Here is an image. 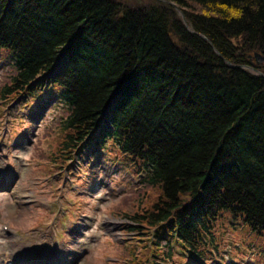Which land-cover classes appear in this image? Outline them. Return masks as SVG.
<instances>
[{
	"label": "trees",
	"instance_id": "1",
	"mask_svg": "<svg viewBox=\"0 0 264 264\" xmlns=\"http://www.w3.org/2000/svg\"><path fill=\"white\" fill-rule=\"evenodd\" d=\"M166 1L186 26L157 2L0 0V98L58 95L53 162L109 145L134 163L114 216L159 252L200 253L223 213L264 237V0Z\"/></svg>",
	"mask_w": 264,
	"mask_h": 264
},
{
	"label": "rangeland",
	"instance_id": "2",
	"mask_svg": "<svg viewBox=\"0 0 264 264\" xmlns=\"http://www.w3.org/2000/svg\"><path fill=\"white\" fill-rule=\"evenodd\" d=\"M115 1L125 7L161 3ZM13 63L11 51L0 48V87L13 74ZM41 97L0 98V253L5 258L20 264L17 252L32 247L42 256L29 264H264V237L227 213L205 234L200 253L171 240V257H166L168 248L159 252V246L135 239L126 231L130 221L114 216L129 191L142 187L133 189L136 179L141 181L135 164L107 145L103 157L93 155L79 171L74 162L70 176L58 170L51 159L66 110L55 97ZM8 233L16 236L12 243Z\"/></svg>",
	"mask_w": 264,
	"mask_h": 264
},
{
	"label": "bare ground",
	"instance_id": "3",
	"mask_svg": "<svg viewBox=\"0 0 264 264\" xmlns=\"http://www.w3.org/2000/svg\"><path fill=\"white\" fill-rule=\"evenodd\" d=\"M14 193L17 194L16 191ZM19 195H21V194H19ZM19 195H17V202L18 203H20V201H21ZM8 243H12V241H9ZM22 250H21V252L20 251L17 252V254L20 258L21 264H29L31 262H35L37 260H40V257L42 256L41 252L36 248L25 247ZM54 256L57 257L60 261L62 260L61 256H59L57 254ZM5 257H7V254H4V252L0 253V263L7 264V262H10L9 259H5ZM63 263L66 264V260H63Z\"/></svg>",
	"mask_w": 264,
	"mask_h": 264
},
{
	"label": "water",
	"instance_id": "4",
	"mask_svg": "<svg viewBox=\"0 0 264 264\" xmlns=\"http://www.w3.org/2000/svg\"><path fill=\"white\" fill-rule=\"evenodd\" d=\"M159 2L164 3V4H169V5H171V6H172V7L178 12V14H179V16L181 17V19H182L184 25H185V26L187 25L186 22H185V19H184L183 15H182V13L178 10V8H177L174 4H171V3L167 2L166 0H159ZM202 38H203V37H202ZM203 39H204V38H203ZM204 40H205V39H204ZM254 58L256 59V62H257L258 64H260V62L263 61V58H262L259 54H257V53L254 54ZM257 75L260 76V77H263V78H264L263 74L260 73V72H258V71H257Z\"/></svg>",
	"mask_w": 264,
	"mask_h": 264
}]
</instances>
